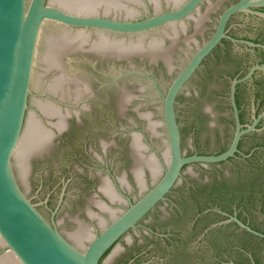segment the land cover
Wrapping results in <instances>:
<instances>
[{"label": "water", "instance_id": "obj_1", "mask_svg": "<svg viewBox=\"0 0 264 264\" xmlns=\"http://www.w3.org/2000/svg\"><path fill=\"white\" fill-rule=\"evenodd\" d=\"M202 1L0 0V248L112 233L264 235V151L227 160L264 118L241 128L235 101L236 84L264 64L231 81L255 54L227 41L209 54L222 38L255 46L225 25L239 11L264 18L251 10L264 0ZM227 30L264 38V24L241 14ZM258 81L256 94L239 93L245 120L254 99L264 108ZM256 142L263 131L243 147ZM211 208L244 223L214 225Z\"/></svg>", "mask_w": 264, "mask_h": 264}, {"label": "flooded vegetation", "instance_id": "obj_2", "mask_svg": "<svg viewBox=\"0 0 264 264\" xmlns=\"http://www.w3.org/2000/svg\"><path fill=\"white\" fill-rule=\"evenodd\" d=\"M206 0H203L201 3H199L198 7L203 3L205 2ZM237 0H234L232 2H235ZM232 2H230L229 4H231ZM228 4V5H229ZM227 5V6H228ZM226 6V7H227ZM198 7H196L195 9H197ZM225 8V7H224ZM192 10V12H194V10ZM223 10V9H222ZM221 10V11H222ZM251 10L253 11H257V12H264V6H256V7H251ZM191 12V13H192ZM236 14H241L243 16H249V17H253L257 20H259L260 22H262L264 24V18L260 15H258L257 13L255 12H250V11H239V12H236L234 14H232L229 19L227 20L226 22V25H225V34L227 35H230L231 37L233 38H236V39H239V40H245V41H250V42H253L254 44H256L255 46H250V45H247L245 43H233L232 41L226 39V38H222L221 41L210 51L209 54H211L220 44H222L223 42L227 41V42H230L236 46H239L241 45L242 48L248 50V51H251L253 52V54H255V57L253 58L252 61H250L246 66L242 67V69H240L237 74H235L231 81L233 79H237V78H240L244 75H246L248 73V71L255 65H261V64H264V38H259V37H249V36H242V37H239V36H235L233 35L232 33H230L227 29H228V24L230 22V20L232 19L233 16H235ZM208 54V55H209ZM207 55V56H208ZM258 76H264V70L262 69H254L252 74L250 75V77L242 82H239L238 84H236V87H235V101L237 100L238 102V105H237V108H238V115H239V120H240V124H241V128H246L247 126L251 125L252 124V121L255 117H257L262 111H264V108H261L260 105L258 104V102H256V100L254 99L253 100V103L251 104L250 106V109H251V114L249 116L248 119H244L242 117V106L241 104L239 103L238 101V96H239V93L240 92H253L256 94L257 92V89H258V85H259V81H258ZM231 83V82H230ZM250 105V104H249ZM231 108V107H230ZM235 127V125H234ZM257 128V130H252L250 132H247L245 134H243L239 140V143H238V150L237 152H235V154L232 156V157H229L227 160H231L233 158H236V157H243L244 159L248 160L249 158H251L256 152L262 150L264 151V143L263 144H260L259 142H256L254 144H251L249 148H244L243 147V141L245 139H248L250 137H253V136H256L259 132H264V118H261L258 123L256 124L255 126ZM261 130V131H260ZM228 146V145H227ZM227 146L225 147V149L227 148ZM224 149V150H225ZM223 150V151H224ZM217 154V153H216ZM225 161V160H224ZM159 179V178H158ZM151 187V186H150ZM149 187V188H150ZM148 188V189H149ZM146 191V190H145ZM144 191V192H145ZM122 193V192H121ZM168 193V192H167ZM166 193V194H167ZM165 194V195H166ZM125 196V195H124ZM165 197V196H164ZM124 198V197H123ZM164 199V198H163ZM163 199L159 200L150 210H148L144 215L143 217L140 219V220H143L144 217L149 214L159 203L163 202ZM207 210V209H206ZM209 211H216L218 212V215H220L222 218L219 219L218 221H216V223H214V225H217L219 226V224H222L220 222H222L223 220H226L227 218H229L230 216L234 215L236 218H238L240 221H242L244 223V221L241 219L240 217V214L234 210L233 212L231 211V214L226 211V210H222V209H208ZM207 210V211H208ZM139 220V221H140ZM139 223V222H137ZM137 225V224H136ZM136 225L132 228H130L129 230H132L134 228H136ZM250 226V225H249ZM251 227V226H250ZM252 228V227H251ZM254 229V228H252ZM128 230V231H129ZM256 230V229H254ZM127 231V232H128ZM257 231V230H256ZM252 234V233H251Z\"/></svg>", "mask_w": 264, "mask_h": 264}, {"label": "trees", "instance_id": "obj_3", "mask_svg": "<svg viewBox=\"0 0 264 264\" xmlns=\"http://www.w3.org/2000/svg\"><path fill=\"white\" fill-rule=\"evenodd\" d=\"M236 104L238 105L237 100H236ZM224 149H225V147H224L220 152H222ZM220 152H218V153H220ZM215 184H216V183H214V185L212 186V191H218V190L222 189V188H219V187H218L217 185H215ZM223 186H225V188L228 187L229 189H231V192H232V193H234L235 190H240V185H237V184H231V185H229V184L223 182L222 187H223ZM217 187H218V188H217ZM228 212L231 214V210L228 211Z\"/></svg>", "mask_w": 264, "mask_h": 264}]
</instances>
